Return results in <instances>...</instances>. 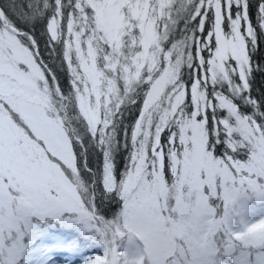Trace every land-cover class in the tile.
Segmentation results:
<instances>
[{"label": "snow or ice", "instance_id": "obj_1", "mask_svg": "<svg viewBox=\"0 0 264 264\" xmlns=\"http://www.w3.org/2000/svg\"><path fill=\"white\" fill-rule=\"evenodd\" d=\"M0 264H264V0H0Z\"/></svg>", "mask_w": 264, "mask_h": 264}, {"label": "trees", "instance_id": "obj_2", "mask_svg": "<svg viewBox=\"0 0 264 264\" xmlns=\"http://www.w3.org/2000/svg\"><path fill=\"white\" fill-rule=\"evenodd\" d=\"M37 39H38V41H40V50H41L42 55L44 56L45 60H47V62L49 64H52L53 61L48 58L49 54L45 50V46H44L43 40H42V38H41V36L39 34V31L37 32ZM56 70H57V74H58V77L60 79L61 85L66 87V85H65V76H64L63 72L59 69L58 66H57ZM258 81H259V78H258ZM257 87H258V85H257ZM133 115H135V113ZM128 119L131 120L132 117H128ZM93 164H95V160L94 159H93Z\"/></svg>", "mask_w": 264, "mask_h": 264}]
</instances>
